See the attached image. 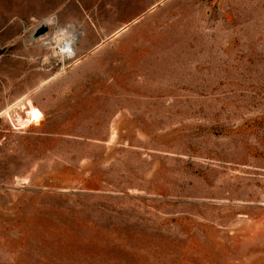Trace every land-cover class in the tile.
I'll list each match as a JSON object with an SVG mask.
<instances>
[{"label": "rangeland", "instance_id": "374dc122", "mask_svg": "<svg viewBox=\"0 0 264 264\" xmlns=\"http://www.w3.org/2000/svg\"><path fill=\"white\" fill-rule=\"evenodd\" d=\"M49 15L0 56V112L47 107L2 111L0 264H264V0H169L77 61L29 42Z\"/></svg>", "mask_w": 264, "mask_h": 264}, {"label": "crops", "instance_id": "0c3cea01", "mask_svg": "<svg viewBox=\"0 0 264 264\" xmlns=\"http://www.w3.org/2000/svg\"><path fill=\"white\" fill-rule=\"evenodd\" d=\"M168 1L0 0V50L3 51L8 47L11 50L7 49L9 52H2L0 56L5 55L8 59L22 58L39 61L38 46L30 49L20 43L19 34L22 24L27 22L31 16L44 17L48 14H55L60 30L64 29L77 34L74 56L66 55L68 59L76 57L77 61L89 55L96 47L104 46L118 37H127L128 32L135 26L152 22L153 12ZM37 69L33 68V70ZM55 76L33 72L30 75L29 84L38 86L46 84ZM7 95L6 99L9 101L7 109L25 101L27 104L30 102L32 107L36 106L44 115L46 114L47 107L43 99L36 98L35 94L27 92L24 88L18 91L8 89ZM2 111L0 118L4 112Z\"/></svg>", "mask_w": 264, "mask_h": 264}, {"label": "bare ground", "instance_id": "6f19581e", "mask_svg": "<svg viewBox=\"0 0 264 264\" xmlns=\"http://www.w3.org/2000/svg\"><path fill=\"white\" fill-rule=\"evenodd\" d=\"M55 36L52 38V43H55V41H60L59 45L61 46V51L66 53V54H72L73 55V52H74L73 48H74V45H75L76 40H77V34H75V33L73 34L71 31L68 32L67 30L61 29L59 31V34H58L59 38L56 39ZM40 39H43V38H40ZM30 40L32 41V39H30ZM48 44H50V43H46V48L49 49L50 47L48 46ZM41 119H42V114L39 110L32 108L29 111L28 116H27V122L28 123L37 124L41 121Z\"/></svg>", "mask_w": 264, "mask_h": 264}, {"label": "built area", "instance_id": "2783aa9c", "mask_svg": "<svg viewBox=\"0 0 264 264\" xmlns=\"http://www.w3.org/2000/svg\"><path fill=\"white\" fill-rule=\"evenodd\" d=\"M40 25H46V26H48L49 28H54V35H53V36L59 34L60 29L58 28V19H57V16H56L55 14H51V15H49L48 17H46L45 19H43ZM40 25H39V26H40ZM39 26H38V27H39ZM26 32H28L27 29H24V33H26ZM32 34H33V33H32ZM41 38H42V37H41ZM30 39H32V41H30ZM30 39H29V42H30L31 44L34 43V42H36V41H38V40H40V38L37 39V40H36V39H33L32 36H31ZM46 43H48V42H46ZM59 50H60V49H59ZM64 54H65V53H64Z\"/></svg>", "mask_w": 264, "mask_h": 264}, {"label": "water", "instance_id": "95a60500", "mask_svg": "<svg viewBox=\"0 0 264 264\" xmlns=\"http://www.w3.org/2000/svg\"><path fill=\"white\" fill-rule=\"evenodd\" d=\"M49 30H50V29H49L48 26H46V25H40V26L37 27V28L35 29V31L33 32V34H32V38L37 40V39H39V38H41V37L47 35L48 32H49Z\"/></svg>", "mask_w": 264, "mask_h": 264}]
</instances>
